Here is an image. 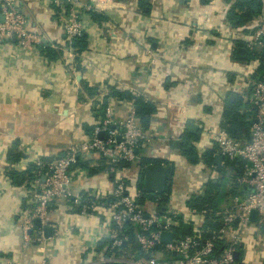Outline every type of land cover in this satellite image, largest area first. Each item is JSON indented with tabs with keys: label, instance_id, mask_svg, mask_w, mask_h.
I'll return each mask as SVG.
<instances>
[{
	"label": "crops",
	"instance_id": "1",
	"mask_svg": "<svg viewBox=\"0 0 264 264\" xmlns=\"http://www.w3.org/2000/svg\"><path fill=\"white\" fill-rule=\"evenodd\" d=\"M51 1L22 0L21 10L29 29L47 42L43 47L55 52L54 59L45 56L39 47L22 50L15 40L0 44V264H37L42 257L48 264L93 262L97 246L106 238L103 218L81 214L74 202L80 195H89L98 204L110 198L114 175L108 173L106 163L96 153L80 159L70 169L69 190L73 197L49 204L43 232L49 229L50 236L45 242L24 243L22 237L23 219L35 205L34 190L45 180L43 165L61 157L70 143L88 136L85 125L94 127L99 122L92 109L96 100L85 94L82 83L101 91L105 83L132 90L155 106L147 131L151 142L137 149V167L117 168V173L137 191L136 185L143 179L138 167L142 160L165 167V191L169 190L166 210L178 211L182 229L185 224L189 226L185 234L192 233L201 226L203 215L192 217L184 211L183 201L205 194L209 181L221 180L229 189L237 176L229 169L227 179L222 180L216 166H222L224 160L220 165L208 166L201 159L210 150H214L213 161L218 155L212 134L220 128L226 97L246 92V73L241 70L244 62L234 58L237 41L232 39L231 31L217 30L230 27L226 22L228 1L112 0L103 14L106 21L100 24L89 12H82L87 48L78 60L74 53L73 59L67 55L66 36L57 25V8ZM80 2L86 4L89 0ZM2 20L0 13V23ZM147 49L153 58L146 55ZM189 64L192 69L187 67ZM233 82L240 92L228 89ZM131 108H135L131 102L114 101L112 116L116 121L124 120ZM191 125L197 126L195 133L189 131ZM184 133L196 137L191 142L196 152L193 160L173 145ZM13 148L21 154L13 170L21 173L31 166L39 167L27 186H13L7 176L8 153ZM221 199L229 205L231 197L223 192ZM145 208L155 210L156 205L146 202ZM35 222L29 233L32 238ZM260 234L253 226L244 230L246 246L235 251L237 261L250 259L264 264L261 229ZM123 257L142 258L136 253ZM159 258L170 262L173 256Z\"/></svg>",
	"mask_w": 264,
	"mask_h": 264
},
{
	"label": "built area",
	"instance_id": "2",
	"mask_svg": "<svg viewBox=\"0 0 264 264\" xmlns=\"http://www.w3.org/2000/svg\"><path fill=\"white\" fill-rule=\"evenodd\" d=\"M21 2L22 0H0V13L3 18L0 23V44L3 41L15 40L22 50L48 45L39 33L29 29L27 16L21 10ZM51 3L57 8V25L66 36L67 55L73 59L72 41L84 34L85 30L82 12L95 11L106 14L112 0H89L86 4H82L80 0H52ZM255 22V28L248 32L227 26L217 28L219 33L231 31L233 40L242 43L248 50L258 49L263 54L261 58L246 61L241 66V70L246 73L244 89H250L247 99L249 110L252 111L249 142L243 144L228 136L221 128L212 134L217 153L224 161L235 159L244 161L245 170L236 181L249 191L243 198H231L229 207L222 214V228L218 232L210 239H203L199 224L189 235L177 236L175 228L180 226L177 220L178 211L166 210L164 214H159L155 209L145 212L136 203L139 192L126 184L117 173L116 167L120 162H135L139 144L150 143L151 137L139 126L134 108H131L124 120L116 121L112 116L114 100L108 99L104 115L94 125L91 134L78 140L77 143H70L61 157L43 165L46 171L45 180L34 190V208L25 215L22 223L24 243L45 242L43 229L49 214V204L55 200L68 201L73 197L69 190L70 169L79 159L96 153L108 166V173L114 175V187L110 198L98 204L90 199L89 195H80L74 198V202L81 214L91 213L97 218H103L105 239L110 240L111 245L108 248L109 256L98 252L94 255L96 260L93 262L78 264H255L250 259L237 261L234 254L238 246H246L243 235L246 228L253 226L261 236L260 229L264 225V78L261 80L253 78L259 66H264V0L261 14ZM52 48L58 49L55 46ZM146 55L154 57L150 49L146 50ZM187 67L192 69L193 65L189 64ZM228 89L231 92L239 91L236 82L229 85ZM102 90L93 101L106 94L104 86ZM128 91L133 93L132 90ZM101 133L102 138L99 137ZM34 183L37 185L38 179ZM182 206L185 208L184 205ZM184 211L189 212L192 217L202 214L201 223L203 222L204 213H197L187 208ZM253 211L257 213L255 223L250 219ZM35 221H38L39 228L34 230L32 238L29 233L33 230ZM125 222L136 225L140 230L136 234L135 242L143 257L138 260L126 259L123 255L115 254V251L127 241V237L122 233ZM181 222L183 223L182 220ZM54 232L55 235L58 234L57 231ZM163 233H172L169 243L161 242ZM222 239L228 242V246L217 254L216 243ZM159 256H173V258L170 262H162ZM37 264L48 263L42 257Z\"/></svg>",
	"mask_w": 264,
	"mask_h": 264
},
{
	"label": "trees",
	"instance_id": "3",
	"mask_svg": "<svg viewBox=\"0 0 264 264\" xmlns=\"http://www.w3.org/2000/svg\"><path fill=\"white\" fill-rule=\"evenodd\" d=\"M229 8L226 14V22L231 28L241 29L243 32H248L251 29L255 28V19L261 14V8L263 0H227ZM91 18L94 22L100 24L106 21L103 14L97 13L95 11L89 12ZM236 48L234 49V58L239 61H249L256 58L262 57V52L258 49L248 50L245 46L240 43H235ZM71 47L75 54V60H78L82 52L87 48V39L84 34L80 37L74 38L72 41ZM42 49V52L48 58H55V52L50 50L48 47L39 46ZM243 50V58L238 55V51ZM58 54V53H57ZM254 79L261 80L264 78V66H259L257 74L253 77ZM106 89V94L102 95L99 99L93 103V113L96 118H102L104 115V108L108 99H113L116 102H131L133 106H138L140 108L139 112L136 113V119L139 126L144 131H149L151 129L152 116L155 114V106L144 97L136 95L129 92L128 90H120L108 83L104 84ZM82 88L85 94L89 98H96L100 94V90L97 86H89L86 83H82ZM250 95V89H247L246 92H242L241 95H236L230 93L225 101L224 108L220 121V128L223 129L228 136L231 138L242 142L243 144L248 143L250 140L251 132V116L252 111L249 110L248 106V96ZM233 98L232 100L230 98ZM84 131L90 135L93 127L84 126ZM196 137L184 133L178 140L173 142L175 148L186 157L187 159L196 156L195 148L191 145V142H195ZM141 142L140 144H142ZM139 144V146H140ZM139 148V147H138ZM138 153V152H137ZM136 153V156H137ZM213 153L214 150L206 151L202 154L201 159L208 166H213ZM21 157V154L17 152L15 148L11 149L8 153V163L9 167L7 169V176L12 182L13 186H22L28 185L32 180L33 172L39 171V167L31 166L25 172H17L12 169V165L17 162ZM80 159L77 161L76 165ZM49 162V161H48ZM137 161L133 163H124L120 162L116 168H136ZM149 161L142 160V166L139 164L138 167H143ZM47 163V162H46ZM45 163V164H46ZM75 165V166H76ZM107 166V165H106ZM120 166V167H119ZM74 167V166H73ZM108 166L106 167V169ZM217 172L220 174L222 180L227 179V170L232 169L231 172L237 174L236 178L234 177V183L230 186L229 189L224 187V184L221 183V180L218 182L209 181L205 186V194L194 195L188 200L183 201L185 208L197 213H204L203 222L200 226L201 237L203 239H210L214 233L218 232L222 228V214L229 207L225 204L224 199H221V192H224V195H229V197H239L243 198L248 194V190L245 186H241L237 183V178L240 177L245 170V163L240 159H235L232 161L225 160L222 166H216ZM142 179L136 185L137 191L139 192V197L136 200V203L144 210L149 212L145 208L146 202H151L156 205V210L159 214H164L166 212V205L168 202V188L162 193H152L145 191L142 187ZM244 192V194H242ZM246 193V194H245ZM92 199L91 197H89ZM93 200V199H92ZM109 200V199H108ZM105 200V201H108ZM180 226L175 228V234L178 236H186L190 233L185 234L182 229L181 219L177 218ZM34 227H39L38 223H34ZM139 228L129 222H125L122 227V233L127 237V241L124 242L116 251L117 256L127 255L136 253L140 257L142 252L139 248H135V237L139 233ZM111 245V241L108 239L102 240L97 246L96 252H102L106 256L108 254V248ZM228 246V242L225 239L218 240L216 243V253L220 252ZM239 248V246L237 247Z\"/></svg>",
	"mask_w": 264,
	"mask_h": 264
},
{
	"label": "water",
	"instance_id": "4",
	"mask_svg": "<svg viewBox=\"0 0 264 264\" xmlns=\"http://www.w3.org/2000/svg\"><path fill=\"white\" fill-rule=\"evenodd\" d=\"M3 19V18H2ZM244 51L239 50L238 55L243 58ZM233 99L232 97L230 98ZM135 113H138L140 108L138 106H135L134 108ZM197 129V126L191 125L189 128V131L191 133H195ZM100 138L103 137V134L101 133L99 135ZM194 158L192 157L191 160ZM222 162V158L219 155L214 156V164L220 165ZM141 172L143 173V179H142V187L145 191L152 192V193H162L166 189V181H167V169L161 165L156 164H146L143 167H141ZM204 196V193L201 194ZM223 196V192H221V197ZM251 221L255 222L257 220V213L253 211L250 215ZM38 223V221H36ZM189 229V226L185 224L183 226V232L186 233ZM261 232L264 234V225L261 228ZM50 236V230L46 229L44 231V237L48 238ZM172 238V233H163L161 235V242L163 244L169 243ZM235 260L238 259L237 253L234 255ZM114 264H121V263H114Z\"/></svg>",
	"mask_w": 264,
	"mask_h": 264
},
{
	"label": "rangeland",
	"instance_id": "5",
	"mask_svg": "<svg viewBox=\"0 0 264 264\" xmlns=\"http://www.w3.org/2000/svg\"><path fill=\"white\" fill-rule=\"evenodd\" d=\"M23 221H24V219H23ZM23 223V222H22ZM21 230H22V226H21ZM22 234H23V232H22ZM22 237H23V235H22Z\"/></svg>",
	"mask_w": 264,
	"mask_h": 264
}]
</instances>
